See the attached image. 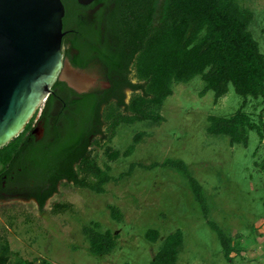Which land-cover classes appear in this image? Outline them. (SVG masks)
Segmentation results:
<instances>
[{
	"label": "rangeland",
	"instance_id": "374dc122",
	"mask_svg": "<svg viewBox=\"0 0 264 264\" xmlns=\"http://www.w3.org/2000/svg\"><path fill=\"white\" fill-rule=\"evenodd\" d=\"M237 2L253 12L250 30L264 55V0ZM204 87L201 77L175 84L157 111L160 122L121 125L114 133L104 129L90 153L103 170L110 167L105 193L64 181L43 209L34 199L0 198V244L34 264H151L166 238L180 230L184 245L177 264H264V140L254 130L248 131V145L210 135L208 119L231 118L245 99L230 85L216 103L213 91L201 95ZM132 97L127 92V103ZM263 108L262 97H249L244 112L259 123ZM107 150L120 158L110 160ZM167 160L187 164L203 187L207 215L188 177L164 167ZM210 222L232 238L233 263ZM96 224L101 233L117 236L108 255L90 251L84 230ZM150 230L159 232L156 243L146 238Z\"/></svg>",
	"mask_w": 264,
	"mask_h": 264
},
{
	"label": "trees",
	"instance_id": "16d2710c",
	"mask_svg": "<svg viewBox=\"0 0 264 264\" xmlns=\"http://www.w3.org/2000/svg\"><path fill=\"white\" fill-rule=\"evenodd\" d=\"M62 1L66 11L63 22L80 28L78 15L83 6L78 0ZM110 1L115 8L108 16L105 35L97 31V59L108 72L111 88L79 95L58 81L53 88L56 96L47 103V109L54 108L56 116L45 124L44 141L26 146L36 125L34 117L20 136L0 150V191L3 176L14 175L10 181H18V192L34 199L40 209L64 181L105 193V186L112 180L110 167L103 170L93 160L90 149L95 140L105 137V128L114 133L121 125L162 121L157 111L173 95V86L188 84L196 77L205 84L201 95L213 91L216 103L228 94L230 85L245 99L231 118L208 119L210 135L227 136L232 145H248V131L254 130L264 140V108L259 123L244 112L249 97H262L264 103V55L250 30L254 19L250 9H243L237 0ZM81 53L82 57L73 63L80 69L91 52L86 49ZM128 91L133 93L129 103ZM134 149L132 145L125 154ZM120 155L118 151H106L112 161ZM163 166L188 177L207 215L203 187L190 175L187 164L167 160ZM112 216L121 221L117 208H112ZM210 225L219 236L228 262L233 263L231 255L236 250L232 238L215 223ZM84 233L93 255H108L117 247V236L110 231L101 233L98 224L86 227ZM146 238L156 243L159 232L150 230ZM183 245L184 235L178 230L166 238L151 264H177ZM0 264L34 263L11 252L6 243L0 244Z\"/></svg>",
	"mask_w": 264,
	"mask_h": 264
},
{
	"label": "water",
	"instance_id": "95a60500",
	"mask_svg": "<svg viewBox=\"0 0 264 264\" xmlns=\"http://www.w3.org/2000/svg\"><path fill=\"white\" fill-rule=\"evenodd\" d=\"M65 13L62 0H0V150L42 111L58 81L78 93L98 81L64 59Z\"/></svg>",
	"mask_w": 264,
	"mask_h": 264
},
{
	"label": "flooded vegetation",
	"instance_id": "af4514ba",
	"mask_svg": "<svg viewBox=\"0 0 264 264\" xmlns=\"http://www.w3.org/2000/svg\"><path fill=\"white\" fill-rule=\"evenodd\" d=\"M114 8L115 3L113 1L97 0L91 3L90 5L83 6L82 10L78 15L80 17V20H82L80 23L81 25H79L80 28L76 27L75 25L66 24V22H64L65 35L62 41V51L64 59L69 61L72 66L75 67L73 63H75L82 57L81 50L84 51L86 49H89L91 53L87 59L85 67L81 68V70H84L90 75H93L95 78H98L97 83L87 93H78L65 83L70 89H72L79 95L89 94L96 91H105L111 88V82L108 78V72L97 59V47H99V44H97V31L99 30V32H101L103 36L105 35L106 22L109 14L112 12V10H114ZM132 81L134 82V80ZM53 96H56V93L54 91L52 92L49 99H51ZM47 103L45 104L39 116L37 117L34 131L28 135L29 140L26 146L38 145L42 143L45 139V124L48 120L52 122L56 116V110H54V108L47 109ZM46 109L47 115L46 117H44ZM12 173L14 172L12 171ZM3 179V191H0V198L27 199L26 196H23L18 192V190L20 189V184L18 183V181L14 180L15 183L13 184L12 181H10V179H14V175H5L3 176ZM8 183H10L9 186Z\"/></svg>",
	"mask_w": 264,
	"mask_h": 264
}]
</instances>
